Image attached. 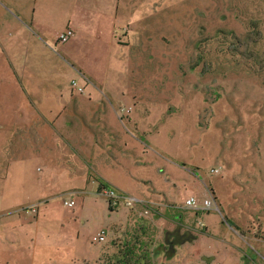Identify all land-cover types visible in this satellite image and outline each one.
Segmentation results:
<instances>
[{
	"label": "rangeland",
	"instance_id": "1",
	"mask_svg": "<svg viewBox=\"0 0 264 264\" xmlns=\"http://www.w3.org/2000/svg\"><path fill=\"white\" fill-rule=\"evenodd\" d=\"M64 1L72 7L66 18L74 20L77 2L86 0ZM118 5L122 49L110 53L105 42L82 31L85 45L79 42L69 57L89 72L72 71L54 55L43 62L57 68L55 78L48 74L53 82L41 84L40 95L54 101L57 91L71 96L70 84L76 81L103 99L98 107L102 119L83 121L92 135H70L72 127L60 130L66 142L74 140L72 149L37 122L38 101L28 90L18 115L10 101L5 118L8 93L0 86V148H25L21 155L10 152L11 184L0 204L24 217L21 225L10 217L3 236L10 251L0 238V264H119L118 256L127 249L136 258L141 251L150 255L149 264H264V78L233 63L227 54L232 43L217 39L220 30L245 34L257 22L264 50V0H120ZM61 26L59 21L54 29ZM62 44L56 42L57 56ZM201 53L212 70L200 61ZM91 75L99 89L87 84ZM50 168L55 184L42 181ZM70 176L77 183L69 182ZM103 181L133 206H126L125 199L110 210ZM74 189L80 192L76 205L66 207ZM189 197L199 202L211 197L218 210L188 209ZM27 209L39 210V219ZM178 226L196 239L178 246L172 259L165 249L153 259L151 248ZM101 229L107 231L106 240L93 243ZM138 239L144 240L139 249Z\"/></svg>",
	"mask_w": 264,
	"mask_h": 264
},
{
	"label": "crops",
	"instance_id": "2",
	"mask_svg": "<svg viewBox=\"0 0 264 264\" xmlns=\"http://www.w3.org/2000/svg\"><path fill=\"white\" fill-rule=\"evenodd\" d=\"M80 2L81 1L77 2L80 8H76L77 6H75V12L77 13V9H79L80 13L78 12V15L75 16L74 20H72L71 18H66L65 15V12L70 11L72 7H70L64 0L61 2H58V0H17L15 2L10 0H0V86H2L8 93L4 102L5 106H2L5 112L4 117L6 118V115H8L10 101L14 102V108H16L14 109V113H17L18 115L20 106H25V93L28 90L38 101L37 105L32 101V99L30 100L34 107L37 105L36 113L40 116L39 119H37V122H40L41 125L47 127L52 134L56 136L60 134L58 139L64 142L66 141L64 140L63 131H66V129L69 130V127H72L71 131H68L69 134L72 135L74 133L73 136L75 137L86 136V131L90 133L89 129L83 124V121H98V107L102 104L101 101L103 99L95 96L94 93H89L88 86L85 84L80 85L84 88V92L80 94L76 90L72 89V87L70 92L71 96L68 97L61 93V91H57L55 96L56 101L53 100V97L40 95L38 89L41 84L44 80H47L49 83L53 82L52 79L55 77L53 76L52 71H54L55 74V69L57 68L56 65L50 67V63L52 64V61L46 62V64L43 62L47 58L49 59L50 55H54V59H60L64 65H67V67L70 66L72 71L76 70L79 73L89 72L87 67L85 68L81 63L73 62L69 57V55L73 56L75 52L74 48H77V50L79 49V42H82V46L85 45L87 33L95 37L97 42H105L110 53H112V51L116 52L115 49L120 50L123 48L122 39L121 36H119V34L122 35L123 26V24L120 23L121 16L118 5L120 0H109L102 4H98L96 0H93V2L86 0L85 2H88V4ZM59 14L63 15L59 16ZM59 21L62 23V26L54 29ZM118 26H120V28ZM69 30L72 31L73 35L69 41L62 44V48H60V50H62V55L57 56L54 48L56 42L61 43L58 40V37L61 33ZM82 31L87 33L82 35ZM77 39H79V41H77ZM82 56L85 62L86 54ZM48 74L51 75L52 79L49 78ZM91 77L92 80H87V84L93 86L95 90L99 89L100 84L95 82L97 80H95L92 75ZM53 84H56L58 88L60 86L57 85V82H54ZM66 86L69 87L68 84H66ZM15 93L16 95L14 96ZM76 94H79V96H76ZM9 95H11V98H9ZM101 116H103V114H101ZM109 116L114 120L118 119L112 112ZM47 118H49V120H53L52 122L54 123L49 125L50 121L47 120ZM99 118L102 119V117ZM41 119L45 120L44 123L40 121ZM63 120L65 122L60 123V121ZM59 125L62 126V129ZM80 125H82V127H80ZM104 131L107 130H104L101 124L100 134H104ZM44 136H47L48 138L49 134H42L41 138H44ZM53 141L55 143L54 145H58L55 138ZM71 141L72 142L64 143L67 149H72L70 144H74V140L72 139ZM76 142L77 145L80 146L82 144L81 138ZM19 149L21 150L10 151L8 147L0 148L1 200L11 184L9 173L11 161L10 152H18L20 155L25 153L24 147H19ZM51 170L52 168L48 170L49 174H45L47 176L42 179V181L47 184H55L53 178L50 177L52 174ZM42 171L43 170L39 168L36 169L37 173H41ZM16 177L17 178L14 183L19 184L18 176ZM24 180V175L19 173V181L21 182ZM68 180L69 182L77 183L73 176H70ZM79 180L81 181V178ZM84 180L86 179L84 178ZM25 184L26 183H20V185ZM102 184L107 185L104 181ZM73 192L74 193L70 195L72 197L68 200L74 199V201H76L75 197L80 192L78 189H74ZM2 204L3 203L0 204V238H3L4 234H6L4 232L8 233L9 225L12 220L10 218L11 216H16L18 221L17 223L19 225L22 224L21 219L24 217L22 212H11V209L8 207L4 208ZM27 211H30L31 215L36 212V219H39V210L27 209ZM26 221L29 222V220ZM171 222L174 226L177 223L176 220ZM151 224L154 226L156 225V222L153 221ZM115 228L117 231L122 229L121 227L119 228L116 226ZM167 231L171 230L169 229ZM32 239L33 236L31 237V240ZM2 240L3 242L4 240L7 242L8 246L5 247V250L9 252L10 241L4 238ZM6 262L4 264L9 263Z\"/></svg>",
	"mask_w": 264,
	"mask_h": 264
},
{
	"label": "trees",
	"instance_id": "3",
	"mask_svg": "<svg viewBox=\"0 0 264 264\" xmlns=\"http://www.w3.org/2000/svg\"><path fill=\"white\" fill-rule=\"evenodd\" d=\"M257 26V22H251L250 25H248L247 32L245 34H238L234 29L228 31L220 30L218 31L217 35L220 36V38L217 39H219V41L223 45H225L226 42H229V45L232 43L227 54H229L233 58V63H235L236 65L243 63L244 65L249 66L250 69H253L255 73L263 75L264 78V50H262V48L260 47V43L262 42L261 40H263V36L261 35V32L257 29ZM229 45L226 46V49H228ZM218 52L220 53L221 51L218 50ZM223 55L225 54L219 55V57L222 58L221 56ZM199 59L201 62H204L205 55L202 53L199 54ZM206 66L209 68H207L208 70H212V66H210V64L208 65L205 63V67ZM101 188L104 190L108 187L105 184L101 183ZM99 190H101L100 187ZM109 209L114 210L111 204H109ZM195 239V234H193L189 230L181 232L180 226H178L173 231H166L164 234V242L159 244L155 248H151V257L157 258L155 256V253L159 249H165L166 258L172 259L176 255L178 246H182L183 244L188 242H193ZM143 241L144 240L142 239L137 240L136 244L138 246V249L141 247V244L143 245ZM146 244L144 243V248H146ZM133 246L135 247V245ZM124 248L127 249L128 244L124 245ZM141 252L142 253L136 258L135 256H133V252L131 253V250L127 249V251L123 252L121 256H118L119 264H149L150 262H152L149 258L150 255H148L147 253L143 254L144 251ZM127 253H129L130 256H128L129 254L127 255Z\"/></svg>",
	"mask_w": 264,
	"mask_h": 264
},
{
	"label": "built area",
	"instance_id": "4",
	"mask_svg": "<svg viewBox=\"0 0 264 264\" xmlns=\"http://www.w3.org/2000/svg\"><path fill=\"white\" fill-rule=\"evenodd\" d=\"M73 33L72 31H67L64 33H61L58 37V40L61 43H66L69 41V39L72 37ZM71 87L76 90L79 93L84 92V88L77 85L76 81L71 82ZM102 194L107 197L108 199V204H111L113 208H117L120 206L121 200H125L126 206L131 207L133 205L132 201L129 200L128 198L124 196H120L116 191L110 189V188H105L102 191ZM64 204L68 207H74L75 206V201L74 200H65ZM185 207L188 209H194L197 211H214L218 210L216 206H214L213 199L211 197L205 198L202 202H199L195 197H189L186 200ZM107 231L105 229L99 230L93 237H92V242L93 243H102L106 240L107 237Z\"/></svg>",
	"mask_w": 264,
	"mask_h": 264
}]
</instances>
